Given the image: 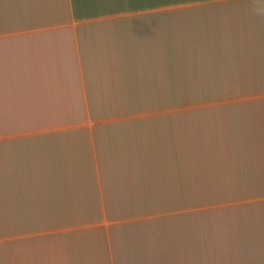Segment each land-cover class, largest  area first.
Wrapping results in <instances>:
<instances>
[{"label":"crops","instance_id":"0c3cea01","mask_svg":"<svg viewBox=\"0 0 264 264\" xmlns=\"http://www.w3.org/2000/svg\"><path fill=\"white\" fill-rule=\"evenodd\" d=\"M254 4L264 0H0L8 264H264V17ZM177 80L184 140L175 105L159 104ZM178 138L199 180L193 207L171 192L161 200ZM162 208L199 213V228Z\"/></svg>","mask_w":264,"mask_h":264},{"label":"rangeland","instance_id":"374dc122","mask_svg":"<svg viewBox=\"0 0 264 264\" xmlns=\"http://www.w3.org/2000/svg\"><path fill=\"white\" fill-rule=\"evenodd\" d=\"M161 53L162 61H167L168 59V36H167V13H164L161 16ZM167 44L166 48L164 46ZM181 51V50H178ZM177 51V52H178ZM177 58H183L182 56H177ZM162 77H168L170 73H168V65L167 64H162ZM173 68V67H172ZM179 68V67H178ZM177 68V70H178ZM180 70H183L181 68ZM174 74L171 73V78H173ZM176 76L179 77L180 72L176 73ZM168 81L165 82L167 84ZM177 95L175 97L169 98L167 96H161L159 98V104L162 107H167L170 108L171 105H175L177 108L176 112L171 114L172 120H174L177 123V134L178 137H181L184 140V129H185V106H186V101L185 97L183 95L184 89H183V82L177 80ZM168 89L162 90V93H168ZM157 99L155 98V104H157ZM173 107V106H171ZM195 130V129H194ZM181 138H178L175 143V159L171 162L172 164V176L171 180L166 178L165 176L160 178V188H161V200L169 199L168 193L171 192V196H173L176 199V202L178 204H182V206H187L190 207L193 205H197L200 203L201 199V192H200V186H199V180L198 178L195 177L197 175L196 172H194V168H192L190 165V161L187 160L185 162V145L183 141H180ZM199 148V146H197ZM195 154V153H194ZM187 163V166H186ZM190 168L193 169V177H190L187 170ZM187 169V170H186ZM175 191V192H174ZM161 212H187V214H183V217L186 218H193V220L196 222V226L199 228V213H194L191 214L189 213V209H179L174 208L171 209H161ZM173 215V214H171ZM0 233L4 234V237H7L8 235V227L6 226H0ZM8 243L6 242H0V258H1V264H8V259H9V250H8Z\"/></svg>","mask_w":264,"mask_h":264},{"label":"clouds","instance_id":"9594fccd","mask_svg":"<svg viewBox=\"0 0 264 264\" xmlns=\"http://www.w3.org/2000/svg\"><path fill=\"white\" fill-rule=\"evenodd\" d=\"M252 11L255 15L264 17V5L254 4Z\"/></svg>","mask_w":264,"mask_h":264}]
</instances>
